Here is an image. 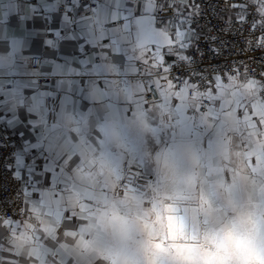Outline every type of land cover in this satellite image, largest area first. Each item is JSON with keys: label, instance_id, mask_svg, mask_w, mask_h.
<instances>
[{"label": "crops", "instance_id": "crops-1", "mask_svg": "<svg viewBox=\"0 0 264 264\" xmlns=\"http://www.w3.org/2000/svg\"><path fill=\"white\" fill-rule=\"evenodd\" d=\"M62 4L63 0H0V131L13 139L16 161L32 159L46 141L55 146V160L48 169L55 176L51 190L43 188L48 183L41 179L44 173L33 177L16 163L26 199L40 191L45 195L26 205L21 222L0 217V264H105L111 242L98 226L99 215L118 206L129 217H145L162 147L179 135L197 134V188L216 214V223L228 213L224 185L237 189L241 199L264 198V102L258 85L240 77L208 90L211 106L199 124L185 129L201 96L188 97L184 90L158 80L159 101L147 103L136 63L151 57L137 39L119 50V64L109 65L113 82L107 91L92 88L74 99L67 97L62 84L84 79L88 65L102 55L95 50L100 37L92 35L97 16L111 13L123 22L124 31L129 24L138 30L149 17L144 15L146 0H98L92 17L85 4L74 2L59 11ZM171 57L175 56H165V62ZM33 58L40 62L36 73L29 67ZM36 74L51 82L38 85ZM8 83L11 89H6ZM33 88L37 95L54 97L55 105L47 104L42 113L28 104L18 107L15 101L21 95L30 97L27 90ZM111 123L142 136V155L132 163L137 170L131 165L119 169L118 159L103 153ZM242 180L250 186L242 188Z\"/></svg>", "mask_w": 264, "mask_h": 264}, {"label": "built area", "instance_id": "built-area-1", "mask_svg": "<svg viewBox=\"0 0 264 264\" xmlns=\"http://www.w3.org/2000/svg\"><path fill=\"white\" fill-rule=\"evenodd\" d=\"M74 2L87 5V15L92 17L97 9L98 0H63L59 11L63 10V5ZM190 2L201 6L197 22L191 25L198 32L199 37L198 40L193 41L189 54L193 63L175 67L172 70L173 77L191 78L192 84L177 81V84L173 85L177 91L184 90L188 97H193L195 94L201 96L197 113L191 122L184 125L185 129H191L193 125L199 124L200 116L211 106V101L206 94L210 87L209 81H214L215 76H221L226 83L227 74L231 73L235 76L234 69L236 68L239 69L240 77L246 81L245 67H247L249 77L260 78L261 72H264V49L255 50L257 37L261 33L250 31V22L255 15V9L249 8V11L252 12V15L248 17L249 23L243 25L237 23V13L241 11L239 5L244 4L246 0H190ZM232 5H237V7H232ZM159 15L164 19L172 16L173 11L168 9ZM212 37L216 39L213 41ZM249 40L251 45H249ZM213 46L220 50L219 54L213 53ZM175 59L176 57L169 58L168 64H171ZM39 65V59L33 58L29 67L36 73ZM155 71H153L154 74ZM136 77L141 80V77L137 75ZM37 80L39 81L38 85H47L51 82L49 77L39 74L35 76L36 83ZM157 81L155 75L152 78H144L143 85L146 89L144 99L147 103L153 104L159 101ZM11 88L12 84L8 83L6 89ZM259 97L264 102V87L259 86ZM55 101L54 97H49L47 104L54 106ZM107 131L103 153L118 159V161L115 160L117 168L131 165L129 167L131 170H137V167L132 163L142 155V136L136 130L117 123L109 124ZM16 152L13 139L5 131H0V217L8 223L21 222L26 216V205L21 203L26 199L25 190L18 177L14 178ZM123 177H128V174ZM22 207L24 212L21 214L19 210Z\"/></svg>", "mask_w": 264, "mask_h": 264}, {"label": "snow or ice", "instance_id": "snow-or-ice-1", "mask_svg": "<svg viewBox=\"0 0 264 264\" xmlns=\"http://www.w3.org/2000/svg\"><path fill=\"white\" fill-rule=\"evenodd\" d=\"M146 7L147 11L144 15L148 16L149 19L138 30L135 25L129 24L127 26L128 30L124 31L121 28L123 22L113 19L111 13L97 16L94 19L92 22V35L94 37H100L95 45V50L97 53H102V55H96L93 63L88 65L89 71L84 74V79L69 80L62 84V91L67 97L74 99L77 93L84 95L92 88L107 91L113 82V73L107 70L109 65L119 64V50L126 47L129 43H134L137 39L140 41L141 47L146 48L148 55L151 57L150 60L146 56L143 60L137 61L136 75L141 77V82L144 81L145 77L152 78L155 75L157 80H165L169 85H176L177 81L184 84H192L190 77H173L172 70L175 67L193 63L192 58L187 56L186 52L192 47L193 41L199 39L191 25L197 22L201 6L190 2V0H146ZM232 7H237V5H232ZM239 7L241 11L237 13V23L240 25L249 23L248 17L252 15L249 8L255 9V15L250 22V31H259L261 33L257 37L255 50L264 49V0H246ZM168 9L173 11V15L165 21L160 17L159 13ZM212 39L214 41L216 38L212 37ZM249 45H251L250 40ZM91 46L86 45V47ZM212 51L216 54L220 52L214 46L212 47ZM167 55H173L176 59L171 64H168L165 62V56ZM145 64L150 65V67H141V65ZM151 69L156 70L155 74ZM39 71L43 72V69ZM234 71L236 73L235 76L231 73L227 74V83L240 78L239 69L236 68ZM244 77L248 82L264 87V72H261L260 78L249 77L247 75V67H245ZM38 83L39 81L37 80ZM209 84L210 87L207 90L214 91L219 86L224 85L225 81L221 76L217 75L214 77V81H209ZM27 91L31 92V96L24 97L21 95L15 101L17 106L28 104L32 109L42 113L47 107L49 97L42 94L37 95L35 88L28 89ZM57 99L62 100L63 97L58 96ZM49 118L54 119L52 114H49ZM54 147V142L46 141L44 142V147L39 152H36L32 159L25 161L23 158H18L16 161L18 168L21 166L27 167L30 175L33 177L37 172L44 173L41 179L47 180L48 183L43 185V188L49 190L53 188V181H55V176L48 171L52 162L55 160ZM55 171H58V165ZM19 176L20 172L17 171L14 174V178ZM44 195L45 191L34 193V198L22 200L21 203L27 205L30 202L42 200ZM19 211L22 214L24 208H20Z\"/></svg>", "mask_w": 264, "mask_h": 264}, {"label": "clouds", "instance_id": "clouds-1", "mask_svg": "<svg viewBox=\"0 0 264 264\" xmlns=\"http://www.w3.org/2000/svg\"><path fill=\"white\" fill-rule=\"evenodd\" d=\"M157 163L166 176L174 175L179 167V161L171 155L159 157ZM249 186L250 181H241L242 188ZM223 190L228 213L220 223L199 234L194 242L199 258L217 264H264V198L241 199L230 185H224ZM98 226L112 245L105 264H152L156 259L157 251L144 242L142 224L135 216L123 214L120 207L102 212Z\"/></svg>", "mask_w": 264, "mask_h": 264}, {"label": "rangeland", "instance_id": "rangeland-1", "mask_svg": "<svg viewBox=\"0 0 264 264\" xmlns=\"http://www.w3.org/2000/svg\"><path fill=\"white\" fill-rule=\"evenodd\" d=\"M196 136L197 134L193 136L188 133L168 141L162 147L163 156L172 154L169 149L176 141L194 140L196 143ZM194 166L191 173L185 170L180 172L178 189L171 188L166 191L161 172L151 186V193L147 197L149 207L147 214L137 220L143 226L144 242L157 251V257L152 264H195L194 257H199V255L198 246L194 242L198 240L201 232L217 224L216 214H211L209 203L205 197L200 195L197 188V176L194 173L197 158ZM182 214L187 220H180L181 223L176 224L174 216ZM178 241H183V243ZM108 250L105 253V261L109 260ZM200 260L203 264L213 262L212 260Z\"/></svg>", "mask_w": 264, "mask_h": 264}, {"label": "bare ground", "instance_id": "bare-ground-1", "mask_svg": "<svg viewBox=\"0 0 264 264\" xmlns=\"http://www.w3.org/2000/svg\"><path fill=\"white\" fill-rule=\"evenodd\" d=\"M169 150L170 152H172L171 155L179 161V167H178L177 172L174 175L166 176L161 173L162 181L164 182L165 188L167 189V190L166 189L164 190L166 191L171 190V188L178 189L180 187V183H179L180 172L185 170L187 173H191L192 169L195 167L194 164L197 158L196 143L194 140L193 141L192 140L176 141L174 145L170 146ZM174 217H175L176 224L181 223L180 220L182 221L187 220L184 214L175 215ZM194 258H195L194 260L195 264H203L198 256H195ZM212 264H217V262L213 261Z\"/></svg>", "mask_w": 264, "mask_h": 264}]
</instances>
